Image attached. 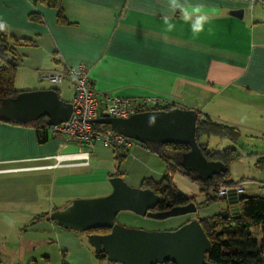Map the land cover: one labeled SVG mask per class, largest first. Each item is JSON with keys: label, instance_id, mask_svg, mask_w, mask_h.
Returning a JSON list of instances; mask_svg holds the SVG:
<instances>
[{"label": "crops", "instance_id": "1", "mask_svg": "<svg viewBox=\"0 0 264 264\" xmlns=\"http://www.w3.org/2000/svg\"><path fill=\"white\" fill-rule=\"evenodd\" d=\"M47 1L0 0V23L5 25L10 59L17 66V91L56 89L61 100L71 103L70 84L54 86L39 77L84 66L98 93L124 99L156 98L169 102L172 109L194 110L197 116L240 131L235 144L216 136H204L200 143L213 151L235 149L239 158L226 166L227 180L245 182V196L264 194V180L229 174L231 166L241 165L246 157L256 158L251 167L264 176V148L255 152L248 144L250 139L264 140L262 6L238 0H188L191 5H204L212 15L204 31L193 35L191 24L179 12L167 10L166 0H59L62 21ZM33 14L40 19L30 20ZM168 15L173 16L172 32H166L163 20ZM60 88L66 99L61 98ZM211 137L225 141L224 149L210 148ZM77 149L75 143L38 131L34 124L0 120V239H25L23 250L29 252L20 259L24 264L42 260L50 264L51 247L61 264H118L91 253L83 240L86 234L65 230L49 219L71 200L108 195L112 191L109 179L114 176L133 188H143L144 182L159 183L168 176L181 195L200 203L194 201L197 212L184 216L182 224L230 211L222 199L211 202L212 209L199 210L209 203L205 205L198 184L139 143L128 148L120 161L113 148L95 143L88 167L10 171L48 166L52 161L47 158ZM203 212L200 217L198 213ZM254 231L259 241L258 230ZM43 245L48 252H38ZM1 256L0 251V260Z\"/></svg>", "mask_w": 264, "mask_h": 264}, {"label": "water", "instance_id": "2", "mask_svg": "<svg viewBox=\"0 0 264 264\" xmlns=\"http://www.w3.org/2000/svg\"><path fill=\"white\" fill-rule=\"evenodd\" d=\"M72 112L70 102L61 100L56 91L44 90L21 93L14 98L0 100V120L25 124L46 119V125L64 123ZM109 126L113 133L141 145L171 144L189 147L182 155L181 165L204 180L227 171L219 161H208L196 139L197 113L194 110L173 108L168 111H145L126 119L101 117L92 121ZM112 191L102 197L75 199L52 212L49 219L65 230L86 234L87 242L96 255L118 264H210L205 260L210 242L200 222L190 220L175 230L144 231L120 226L115 222L120 212H131L139 217L164 221L197 212L191 202L167 211H156L159 197L150 189L133 188L121 177L109 179ZM245 195L229 192L222 200L230 211L223 210L222 218L238 216V203ZM106 230L105 234L90 233Z\"/></svg>", "mask_w": 264, "mask_h": 264}, {"label": "trees", "instance_id": "3", "mask_svg": "<svg viewBox=\"0 0 264 264\" xmlns=\"http://www.w3.org/2000/svg\"><path fill=\"white\" fill-rule=\"evenodd\" d=\"M47 5L58 10V18L61 20L62 13L59 0H48ZM30 20H39V16L30 15ZM62 21V20H61ZM11 48L7 44L6 30L0 31V100L14 98L21 93L14 88V79L17 66L10 59ZM57 92L56 89H52ZM171 107L155 108L151 111H168ZM46 119L28 122L34 124L38 131H43ZM14 123V122H12ZM94 129L98 133L109 130V126L95 125ZM204 136H216L230 140L234 144L240 139L241 133L237 128L220 125L211 122L206 116H197L195 139L208 161H219L228 166L234 162L239 155L235 149L227 148L222 151H213L207 148L206 144L200 143ZM155 155L161 157L170 164V168L178 170L190 181L198 184L200 193L205 196V205L213 202L209 191H213L217 183L230 185L233 182L228 179V171L214 176L210 180H204L192 171H185L181 165L182 155L189 151V147L171 144L143 145ZM117 152V161L124 158L126 150L113 148ZM143 189L152 190L160 199L156 211H167L173 207L185 206L193 199L181 195L173 185L168 176H164L159 183L144 182ZM239 214L237 217L222 218L220 215L209 219L200 220V225L210 242V247L205 254V260L210 264H264V197L245 196L238 203ZM258 230L260 240L255 238V231ZM106 230H96L90 233L105 234ZM98 259L106 260L104 254L96 255ZM64 264V263H63ZM171 264V263H164Z\"/></svg>", "mask_w": 264, "mask_h": 264}, {"label": "built area", "instance_id": "4", "mask_svg": "<svg viewBox=\"0 0 264 264\" xmlns=\"http://www.w3.org/2000/svg\"><path fill=\"white\" fill-rule=\"evenodd\" d=\"M238 1L251 6L258 4L264 8V0ZM40 79H44L54 86L68 83L72 87V112L68 120L59 125L44 126L43 131L48 132L51 136H62L67 142L75 143L78 149L76 152L57 154L47 158L52 161V164L48 166L10 171L88 167L90 166L95 143H100L103 148H121L123 150H128V148L137 144V142L116 133L96 132L94 129L96 124L92 122L93 120L101 117L126 119L139 112L171 106L169 102L156 98L124 99L98 93L91 87L89 71L84 66L41 75ZM243 184L245 182L230 185L217 183L211 193L216 200H221L223 196L231 191L237 196L245 195Z\"/></svg>", "mask_w": 264, "mask_h": 264}, {"label": "rangeland", "instance_id": "5", "mask_svg": "<svg viewBox=\"0 0 264 264\" xmlns=\"http://www.w3.org/2000/svg\"><path fill=\"white\" fill-rule=\"evenodd\" d=\"M61 91V98L62 99H66L65 93L63 88H60ZM104 133H110L109 130H106ZM244 133V132H243ZM245 134V133H244ZM254 137V136H253ZM248 140V144L249 145H253V147L251 149L256 150L255 152H257L258 150H260L261 148H264V140ZM225 141L223 140H219L218 138H210V143L212 144L210 146V148H214L217 150H222L225 147L224 144ZM235 146V145H234ZM244 151V150H243ZM246 157H243V161L241 163V165L239 163H236L234 165L231 166L229 174L231 176L234 175V177L236 176H240V175H249L247 177H250L251 175H253L252 177L254 179H257L258 181H263L264 180V176L261 175L258 170H256L254 167H251L253 162L256 161V158H249V159H245ZM246 162L250 163V166L246 164ZM249 166V174L246 173L247 167ZM254 172V173H253ZM174 176H177V174H174ZM190 184V182H189ZM195 187L197 186L196 184H193ZM183 192H185L186 190H184V188H180ZM177 190V189H176ZM254 195L256 196H262L264 197V194L262 192H254ZM200 196V194H199ZM194 199V198H193ZM197 200V198H195ZM194 199V201L199 205L200 203H198L196 200ZM195 204V203H194ZM214 203H209L207 206H200V209H205V208H209L212 209V205ZM224 208H228V206H224ZM199 212V211H198ZM200 215V217H202V214H205V212L203 213H198ZM184 216H180V217H174V218H170L164 221H155V220H147L146 218H142L139 217L131 212H120L115 219V222L117 224H119L122 227L125 228H130V229H139V230H144V231H169V230H175L177 229L179 226L182 225V220H183ZM256 235V232H255ZM254 235V236H255ZM83 236V235H82ZM83 240H85V242L87 241V238L85 239V237L83 236ZM12 240H8L5 241L0 239V251H1V260H0V264H24L20 261L21 257H24L25 254H28V250L25 252L23 249H25L27 247V245H25L23 242H25V239L19 237L16 241L14 240V242H11ZM45 245H43V248H41L38 252L40 251H45L48 252L49 249L46 246V248H44ZM49 247H51V245H49ZM54 249V247H51ZM50 250L51 252H49L47 255H50L51 257V262L50 264H61L60 258L58 256H56L52 251L54 250ZM88 249L91 251V253L93 252L92 247L88 246ZM27 256H25L26 258ZM93 258V257H92ZM94 260V259H92ZM42 262H44L43 260L39 263V264H43ZM93 264H98L95 261H92Z\"/></svg>", "mask_w": 264, "mask_h": 264}, {"label": "clouds", "instance_id": "6", "mask_svg": "<svg viewBox=\"0 0 264 264\" xmlns=\"http://www.w3.org/2000/svg\"><path fill=\"white\" fill-rule=\"evenodd\" d=\"M166 7L171 14L179 12L180 18L183 19L185 23L191 24L193 35L203 32L204 25L212 18V15L208 11H205L204 5H191L188 3V0H166ZM172 18V15L163 17L166 25V32H172L175 29V25L170 22ZM4 30L5 25L0 23V31ZM209 31L211 32V29H209Z\"/></svg>", "mask_w": 264, "mask_h": 264}, {"label": "flooded vegetation", "instance_id": "7", "mask_svg": "<svg viewBox=\"0 0 264 264\" xmlns=\"http://www.w3.org/2000/svg\"><path fill=\"white\" fill-rule=\"evenodd\" d=\"M103 234V233H102Z\"/></svg>", "mask_w": 264, "mask_h": 264}]
</instances>
